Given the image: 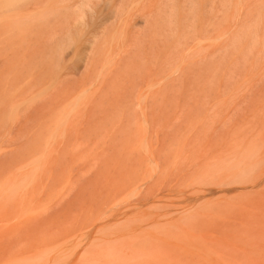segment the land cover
<instances>
[{"label": "rangeland", "instance_id": "rangeland-1", "mask_svg": "<svg viewBox=\"0 0 264 264\" xmlns=\"http://www.w3.org/2000/svg\"><path fill=\"white\" fill-rule=\"evenodd\" d=\"M0 264H264V0H0Z\"/></svg>", "mask_w": 264, "mask_h": 264}, {"label": "bare ground", "instance_id": "bare-ground-1", "mask_svg": "<svg viewBox=\"0 0 264 264\" xmlns=\"http://www.w3.org/2000/svg\"><path fill=\"white\" fill-rule=\"evenodd\" d=\"M3 1V4H4V6L5 7H10V6H12V5H14V4H18V2L20 3V1L21 0H2ZM24 1V0H23ZM152 20V19H151ZM158 21V20H157ZM172 28H174V27H172ZM137 30H138V28H137ZM129 49V48H128ZM139 49V48H138ZM170 52V51H169ZM208 68V67H207ZM163 85V84H162ZM137 103V102H136ZM11 207V206H10ZM13 208H14V206H13Z\"/></svg>", "mask_w": 264, "mask_h": 264}]
</instances>
